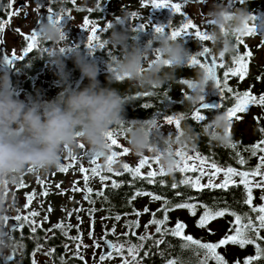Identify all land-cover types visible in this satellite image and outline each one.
<instances>
[{
    "label": "clouds",
    "instance_id": "9594fccd",
    "mask_svg": "<svg viewBox=\"0 0 264 264\" xmlns=\"http://www.w3.org/2000/svg\"><path fill=\"white\" fill-rule=\"evenodd\" d=\"M249 4L250 0H203V6H208L205 22L210 38L197 41L198 47L209 48L217 59L221 54L224 57L235 54L237 37L242 39L248 36L250 29L257 27ZM81 7L87 8L88 0H82ZM152 27L154 37L143 42L141 31L146 28L134 26L127 14L113 19L107 29L111 35L104 40L106 46L110 45L119 54L111 55L108 63V86L99 80V65L69 40L56 19L41 18L36 34L46 45L38 58L47 57L57 69L61 87L58 95L52 100H45L39 94L20 99L12 75L9 72L0 75V258L22 252L21 242L14 237L5 217L11 218L19 211L18 198L10 186L17 184L25 171L47 172L58 167L66 151L78 152L81 145L106 159L112 151L108 134L122 125L129 150L141 158L146 155L158 158V167L169 175L177 171L180 163L176 153L196 148L199 134L187 124V114L209 105L207 93L217 90L216 85L210 83L212 80L205 68L190 67L195 75L187 79L190 86L187 85L184 92L185 118L181 120L180 129L171 134L151 123L152 119L129 121L126 116L128 94L111 86L127 82L142 95H166L161 90L177 83V73L185 62L189 66L194 53L186 46L185 39L174 38L166 31L157 32L160 26ZM69 56L80 69L82 78L88 80L82 88L73 86L71 74L65 70L64 61ZM230 125L227 113L217 112L205 128L213 141L226 145L231 139L227 135Z\"/></svg>",
    "mask_w": 264,
    "mask_h": 264
},
{
    "label": "trees",
    "instance_id": "16d2710c",
    "mask_svg": "<svg viewBox=\"0 0 264 264\" xmlns=\"http://www.w3.org/2000/svg\"><path fill=\"white\" fill-rule=\"evenodd\" d=\"M45 2H49V6H52L54 12L60 14L61 12H65L66 14H70L73 9L83 8V11H78V13L82 14L84 18L96 19L98 21H102L107 18L108 15L112 14L113 17H119L120 15L117 13L118 10L124 8V4L122 0H100L99 5L100 8H93L94 11L89 12L86 8L79 6V2L77 1L75 4L71 2V0H44ZM239 1V0H237ZM258 0H250V2H257ZM12 0H0V21L8 20L9 12H12V7L8 8V4L11 3ZM12 4V3H11ZM190 5L188 3H181V6ZM87 10V12H86ZM69 16L66 15V18ZM185 19H192L193 22L202 30L204 28L201 23L195 20V16H192L185 10H181V13H175L174 10L168 16L166 23L163 25L166 32H171L173 28H179L181 24L185 21ZM62 24L64 22L62 21ZM152 24V23H151ZM134 25V23H133ZM146 30L141 31V39L143 42H147V40L152 39L155 35L154 27H151L149 23L145 24ZM139 28V25H134ZM160 26V25H159ZM209 31V28L206 29ZM260 39H256L257 33L254 35H248L242 40L248 46L247 49L241 45L237 51L240 54H243L245 51H252L253 56L251 61L249 62L248 75L244 78L243 81L239 79V77L229 76L228 83L229 87H232L234 92H243L251 90L254 95H264V59L262 61L258 60V53L261 48L264 47V19L261 21L260 25ZM194 31V30H192ZM102 39H107L110 35V31H101L98 33ZM187 42L186 46L192 51V53H196L200 48L197 44V39L194 37L186 36L184 37ZM46 45L42 44V42L38 43L32 52H30L27 56L24 57L22 61L19 62L21 66H33V67H44L48 65L47 57L38 58L43 55V47ZM80 51L90 60L96 61L101 69L100 81L102 85L108 86V63L110 62L112 52L115 51L119 54L118 50L112 49V47L106 46L105 48H89L88 42L86 39L81 41L79 44ZM48 47L51 48V44H48ZM86 51L93 52L91 55H87ZM236 51V53H237ZM235 53V54H236ZM226 55L223 58V63L225 64V69L228 67H234L232 64V56L235 55ZM24 56V52H23ZM70 59V58H68ZM203 62V61H202ZM220 59H218V63H220ZM71 65L72 63H68ZM75 64V63H73ZM31 70L29 72H33ZM28 72V73H29ZM194 70H192L187 62H185V66L177 73L179 76L178 81L175 85L170 87V89H162L161 93H167V95H155V96H144L135 88H132L130 84L127 82H118L114 83L111 86L118 88L122 94L127 93L129 97H134V99H129V103L126 106V116L129 121L131 120H147V119H157L163 120V117L166 115L179 116L184 115L186 108L184 107L185 95L184 92L187 91V85L182 84L181 81L184 79H188L192 77L194 74ZM219 76L223 83L222 70L219 69ZM34 90V89H33ZM212 94H217V97L220 99L219 105L223 102V107L221 109L212 108L210 111H207V121H194L191 118V113L187 114L186 122L191 125L195 131L199 134L197 146L193 150L201 153L203 156L209 157V162L214 160L221 167H235L238 171H250L256 167L258 164V153L257 157H252L250 152L245 151V149L254 145L258 141L264 139V132H261V129L264 128V106L262 105H252L247 112L238 113L241 117L239 120L233 119L231 123V140L232 142L237 144L235 149H231L226 145L219 144L211 139L210 136L207 135L206 132V124L210 121L217 112L226 113L227 108L233 107L235 105V97L231 93H227L225 91L222 97L220 96L218 90L212 91ZM170 97V99L168 98ZM145 104L152 105L151 108H145ZM251 119L253 134L250 138H248L242 131H237L234 129L235 125L241 121L242 119ZM257 118H259L257 120ZM120 127H116L114 130L119 131ZM172 133L176 132L175 125L171 129ZM169 133V131L167 132ZM118 139H123L126 141V132H121L118 136ZM125 147L128 148L127 142ZM239 152L240 156H242L246 163L244 165H240L238 163V157L236 153ZM151 170L145 167L142 169V173L146 176L147 172ZM264 171V169H262ZM120 175H116L115 172H108L104 175V172L101 171V175L109 177L112 180L111 182V190L109 191L108 187L104 191V193L109 194V196H105L103 200L100 201L101 210L102 205L105 206V214L108 219H114L117 215L122 218H125L124 231L119 235L113 234L111 231L107 233L106 236L110 237L114 243H118L120 241H127L135 244L141 243L138 240L140 235H144L145 233L151 235L152 239L143 241L144 247L140 249V259L141 264H167L169 259H175L177 261H182L184 264H199V261L204 259L203 251L201 250L199 255L196 254L194 249L183 247L184 242L178 238L169 235H165L163 237L165 243L159 246L154 244V240L160 238V234L155 233V225H149L148 228L142 229V225L139 223L138 228L127 227L129 221H135L141 216H144L145 223L149 224V221L152 219V213H156L157 219H163V212L159 211L163 207H168L172 209L168 212L169 220L167 222L166 227L171 229L175 226L177 221L184 222L186 224L185 235H191L194 239H199L203 243H218L222 238L226 235H232L234 232L230 231L232 227V223L234 222V216L230 213L235 212L242 217L251 216L255 221V216L258 213H254L251 211L252 207H259L262 203L259 200V192L258 189L253 188V204L251 206L244 203L246 198V192L242 184H240V177L234 179L236 181L235 185H230L228 189H219V188H205L203 190H196L190 186L183 185L180 181L186 175H192L195 178L199 175L198 172H189V173H181L176 171L174 174H167L164 176H157L155 178V183H148L147 179L144 178H134L131 173L122 170L119 172ZM113 181H115L119 187H113ZM162 181V182H161ZM201 181H205L203 178ZM173 183L177 184L176 188H172L171 185ZM112 192V194H111ZM137 192H146L152 193L153 195H158L162 199L154 200L152 196L142 195L137 196L135 199H132L135 193ZM179 193V195H178ZM165 201H167V205H165ZM178 203H194L197 205L196 215H191L188 209H179L174 206ZM147 207L149 211L144 213V209ZM210 208L213 211L217 210H226V214L224 217H218L215 220L209 221L205 228H200L197 226V221L203 215L205 208ZM134 210L141 213L140 216H136L134 214ZM109 211V212H108ZM112 211V212H111ZM135 216V217H129ZM246 222V220L244 221ZM128 233L124 235V233ZM135 232V235L132 233ZM260 236L264 237V230L260 231ZM257 243L264 248V240H258ZM86 249L79 250V255H77V251L75 250V255L71 260V264H87L84 253ZM148 253L147 256L144 253ZM217 252L224 257L227 264H244V261L248 257H252L256 255L255 245H246L241 248L239 245H223L217 249ZM115 255L113 252L112 257ZM82 256L83 260L79 257ZM208 264H216L214 260H210ZM253 264H264V257L254 260Z\"/></svg>",
    "mask_w": 264,
    "mask_h": 264
},
{
    "label": "snow or ice",
    "instance_id": "6c2138e0",
    "mask_svg": "<svg viewBox=\"0 0 264 264\" xmlns=\"http://www.w3.org/2000/svg\"><path fill=\"white\" fill-rule=\"evenodd\" d=\"M73 4L77 2V0H71ZM145 5L151 4L154 8L160 9V8H171L174 10L175 13H181V4L180 3H174L173 0H144ZM12 4H8V8H11ZM96 8H100V5L97 4ZM78 11H83V8L77 9ZM89 12L94 11L93 8L89 7L87 9ZM47 11L49 13H52L55 16V19L62 22L66 15L70 17V14H66L65 12H61L60 14H57L54 12V9L52 6H47ZM19 11H13L9 12L8 20L6 21H0V43H2V34L5 31V25L10 23L11 17L18 16ZM135 16V13H133ZM51 19V17H50ZM140 26L142 28H146V25L144 23H141ZM85 29H87L90 32L89 39H88V47L89 48H105L106 47V40L102 39L101 36L98 34L100 31H107L108 28L111 27V23H108L106 27L98 26L95 21L89 20L87 17L84 19L83 25ZM194 30V31H192ZM256 28L250 29L247 35H254L256 33ZM19 31V30H17ZM157 32H165V28L163 26L156 28ZM171 36L181 37L184 38L186 36L194 37L198 41H207L210 37L208 35V30L202 31L194 22L192 19H185V21L181 24L179 28H173L170 32ZM28 41L27 47L24 49V56L16 55L15 53L12 54L11 59H8V63H12L13 60H22L25 56H27L32 50L38 46V43L40 42L36 30H32L31 35H27L24 37ZM243 45L245 49L248 48V46L244 43L242 39L237 37L236 46L237 49ZM253 56L252 51L248 50L245 51L243 54H240L238 51L235 55L232 56V64L234 67H228L227 70L225 69V64L223 61V54H221L220 63H217V57L210 54V50L207 47H202L196 54H194L189 61V67H195L199 66L202 68H205L208 73L210 74V78L212 82L216 85V89L218 90L220 96H223L225 91L227 93H231L235 97V105L233 107L227 108V115L229 117V120L233 121V119L239 120L241 117L238 115V113H244L247 112L250 109V106L252 105H262L264 106V95H254L251 90L243 91V92H234L232 87H229L228 78L229 76L232 77H239L241 81L244 80V78L248 75V69H249V62L251 61ZM203 58V62L202 59ZM217 69L222 70V76H223V83L221 81L220 76L217 74ZM182 84H186L190 86V81L187 79H184L181 81ZM144 96H148V94H143ZM167 95V94H166ZM185 95V94H184ZM129 99H134V97H129ZM145 108H151L152 105L145 104ZM218 109H221L223 107V102L216 106ZM212 109L211 105H204L201 108L196 109L191 113V118L194 121H201L206 122L207 117V111H210ZM184 115L179 116H173V115H166L163 117L162 124L164 126H171L175 125L176 131L180 129L181 126V120L184 119ZM259 118H257L258 120ZM151 123L157 125L158 128L160 127L161 122H158L157 119H152ZM231 126V125H230ZM121 132H126L125 128L120 126L119 131L113 130L111 131L108 136L110 140V148L113 149L114 146L120 147L118 144V136ZM261 132H264V128L261 129ZM172 131H169V134H171ZM227 135L231 138V127L227 130ZM227 147L231 149H235L237 147V144L232 142L231 139H229V142L226 144ZM82 149H85L86 147L84 145H81ZM129 149L127 147H123L122 153H117L116 151H111V154L107 156L106 158V167L108 172L113 171V165L117 162V156L118 155H126L129 153ZM245 151L250 152L252 157H257L258 153L260 155L258 156V164L256 167L250 171H238L235 167H221L218 166V164L212 160L209 162V157L202 156L198 151L195 152L194 155H189L187 152H177L176 155L179 157V165L177 171L181 173H189V172H198L199 175H197L195 178L192 176L186 175L180 183L183 185L190 186L198 191L203 190L205 188H219V189H228L230 185H235L236 181L234 180V177H240V184L243 185L245 192H246V198L244 200V203L251 206L253 204V188L261 189L264 188V139L258 141L254 145L250 146L249 148L245 149ZM69 156H71L72 160H75L76 157L72 155V152L69 150ZM236 156L238 157V163L240 165H244L246 163V160L240 156V153L237 152ZM102 157V154L92 153L91 162L92 164L96 165L97 161ZM67 158V157H66ZM191 161V163H189ZM158 166V158H153L151 156H143L139 159L138 165L135 167H130L129 164L125 163L123 164V168L126 172H129L132 174L134 178H144L147 179L148 183H155V178L157 176H164L167 175V173L162 168H153V165ZM71 167V164L67 166H61L60 171L67 172L68 168ZM147 167L148 169H151L147 172L146 176L142 173V169ZM99 169V165L96 167L91 168V173L93 176H99L101 181H104L106 179H109V177L101 175ZM29 172L35 171L34 169H29ZM81 172L87 173L89 170L87 168L81 167ZM220 173H223V180L220 183H216L215 179L219 176ZM116 175H120L119 172L116 173ZM207 176L208 182L206 184L201 183V180ZM259 177V179H256ZM89 177L87 175L84 176L85 184L87 185ZM162 182V181H161ZM39 183H43V181H40ZM18 187H24L23 183H21ZM57 188H59V185H56ZM113 187H119V185L113 181ZM172 188H176L177 184L173 183L171 185ZM74 191H80L79 188L75 187V184L73 185ZM86 191L88 193L92 192V189L90 187L86 188ZM45 196L48 195L47 190L43 193ZM97 195L102 196L103 192H98ZM142 195H148L152 196V199L154 200H161L162 198L158 195H153L152 193H146V192H137L134 194L132 199H135L137 196ZM179 195V193H178ZM35 196V193L28 195L27 197V203L25 204V208L28 207V205L31 204L33 197ZM85 200H89L90 203H94L90 199L88 195L84 196ZM262 201H264V196L260 198ZM167 201H165V205H167ZM175 208L179 209H188L191 213V215H196L197 205L194 203H178L174 206ZM172 209L168 207H163L159 211L163 212V219H157L156 213H152V219L149 221V224L145 225V228H148L149 225H155V233L160 234V238L157 240H154V244L159 246L161 244H164L165 241L163 237L165 235H171L174 237L180 238L184 244L183 247L185 248H192L196 252L197 255H199L200 251H203L204 259L199 261V264H208L210 260H214L216 264H227L226 260L222 255H220L217 252V249L220 248L223 245H239L241 248H243L246 245H255L256 248V255L252 257H248L245 259L244 264H253L254 260H258L262 257H264V248L261 247L259 243H257L258 240H264V237L260 236V231L264 230V204H261L259 207H252L251 211L254 213H258L255 216V221L251 216L242 217L241 215L236 214L235 212L230 213L234 216V222L232 223V227L230 231L234 232L232 235H226L224 238H222L218 243H203L199 239H194L191 235H185V229L186 224L181 221H177L175 226L171 229L167 228V222L169 220L168 212ZM78 211V210H77ZM91 212H95V209H91ZM144 213H147L149 209L145 207L143 210ZM134 214L136 216H140L141 213L134 210ZM226 214V210H217L213 211L210 208H205V211L203 215L199 218L197 221V226L200 228H205L206 225L209 223V221L215 220L218 217H224ZM38 213L36 212H30L29 215L20 216L16 215L14 217H5V219L9 222L10 220L14 223L12 226V231H15L17 227L22 228L23 225H16L15 222L23 220L26 223L35 224L36 222L34 220H29V216H37ZM71 216V213L68 214ZM121 217L117 215L115 217V220L119 221ZM246 220V222H244ZM56 228L61 229V231H64V226L62 224H57L55 226ZM70 227V226H69ZM127 227L129 229L131 228H138L139 227V220L135 221H129L127 224ZM32 231H36V227L32 228ZM113 234H115V228L111 230ZM65 235H67V232H64ZM128 233H124V235H127ZM135 235V232L132 233ZM73 241L79 240L80 237H71ZM152 239L151 235L145 233L144 235H140L138 237V240L141 242L139 244L126 242L127 243V257H123V253L125 250V243H113L111 241L104 240V244L107 245V250L103 255H101L100 260L103 261L105 259H111L113 252L121 255L123 257V264H141L140 257V249L144 247L143 241ZM97 247L99 245H96ZM67 247V246H66ZM81 247L80 243L76 244L77 249V255H79V249ZM39 250V247L38 249ZM54 249H49L48 255H51ZM33 257H35V253L32 254ZM145 256L148 255V253H144ZM80 259L83 260V257L80 256ZM8 260H12L11 256L7 257ZM14 264V261H13ZM32 264H36L35 259H33ZM63 264V261H62ZM167 264H184L182 261H177L175 259H169L167 261ZM237 264H239V261H237Z\"/></svg>",
    "mask_w": 264,
    "mask_h": 264
},
{
    "label": "flooded vegetation",
    "instance_id": "af4514ba",
    "mask_svg": "<svg viewBox=\"0 0 264 264\" xmlns=\"http://www.w3.org/2000/svg\"><path fill=\"white\" fill-rule=\"evenodd\" d=\"M254 15L257 26V36L255 38L260 39L259 29L261 21L264 19V9ZM2 38V43L5 46L4 33L2 34ZM16 38L19 39L18 36ZM5 48L9 55L13 54L8 51L6 46ZM86 54L91 55L93 52L86 51ZM113 54L118 55L115 51L112 52ZM19 56H23V54ZM22 60H13L11 69H7L0 64V75L4 72H9L12 75V81L20 99H26L28 96L36 97L38 94L45 100L54 99L61 91L57 69L48 60V65L40 68L21 66L19 62ZM64 62L66 65L65 70L71 74L73 86H79L81 88L86 86L88 80L82 78L80 69L76 64H73L75 63L74 59L69 56L65 58ZM69 62L72 64L69 65ZM31 70L34 71L29 72ZM118 144L120 147L114 146L112 151L122 153L126 141L123 139L118 140ZM86 150L87 148L81 149L78 152H72V155L76 157L75 160H72L69 152L66 151L58 167H54L47 172L38 170L32 172L25 171L19 177L18 183L10 186L18 198L19 203V211L13 213L12 217L16 215L23 217L29 215L30 212H36L38 215L35 217L29 216V220L36 222L34 225L26 223L23 220L15 222L16 225H23L22 228L17 227L13 231L14 237L21 242L22 252L19 254L14 252L11 255L12 260H8V256L0 258V264H13V261L14 264H32L33 259H35L36 264H62V261L63 264H71L75 250L77 251V243L81 244L79 250L92 249L95 252V249H98L99 246L97 247L96 245H101L99 239L100 218L110 217L109 215L106 216L104 205H102L101 210L100 201L105 196L110 197L104 191L107 187L109 191L112 189V180L106 179V181H101L99 176L92 175L91 168L97 165H99L98 170L101 173V168H104L101 166L105 165L106 159L100 158L97 164L94 165L91 159L87 160L85 158ZM118 156L121 157L120 160L123 163L133 166L138 165L140 158L134 153ZM129 156L132 159L129 160ZM134 159L138 160L135 161ZM69 164H71V167L68 168L67 172L60 171L62 165L67 166ZM81 167L87 168L89 171L87 173L81 172ZM85 175L89 177L87 185L84 180ZM40 181H43V183H39ZM21 183H23L24 187H18ZM74 184L80 191L73 190ZM56 185H59V188ZM87 187L92 189L91 193L86 191ZM46 190L48 192L47 196L43 194ZM98 192H103V195H97ZM33 193H35V196L31 204L25 208L28 195ZM85 195H88L94 203L85 200ZM91 209H95L96 211L91 212ZM69 213H71V216L68 215ZM13 223V221H9L10 225ZM57 224H62L64 231L56 228L55 226ZM33 227H36L35 232L32 231ZM65 231L67 235L64 234ZM71 237H80V239L73 241L70 239ZM104 238L110 237L106 236ZM38 247L39 250H37ZM49 249H54L51 255L47 254ZM33 253H35V257H33Z\"/></svg>",
    "mask_w": 264,
    "mask_h": 264
},
{
    "label": "rangeland",
    "instance_id": "374dc122",
    "mask_svg": "<svg viewBox=\"0 0 264 264\" xmlns=\"http://www.w3.org/2000/svg\"><path fill=\"white\" fill-rule=\"evenodd\" d=\"M77 1L79 2V6H81L82 0H77ZM99 1L100 0H88V7L86 9H88L89 7L94 8L99 3ZM17 2L18 0H12L11 2L12 12L18 10L19 15L11 17L10 23L5 25L4 43L10 53L22 55L28 43V41L24 39V37L27 35H31L30 33L31 27L37 21L41 11L47 8V6H49L50 1L45 2L44 0H27L24 6L18 5ZM236 2H239V1L236 0ZM122 3L124 4V8L121 10H118L117 13L120 16L127 14L131 18L134 25H140L141 23L147 24L149 23V21H151L152 23L150 25L151 27L159 26V25L163 26L166 23L168 16L173 11V9L171 8L156 9L151 4L145 5L144 0H122ZM249 7L253 11V13L256 14L258 11H261L264 9V0H258L257 2H250ZM181 10H185L192 16H195V20L201 23L202 25H204L203 26L204 30L209 28L205 22V14L208 12V6H203V3L190 4L184 7L181 6ZM133 13H135V16L133 15ZM84 19L85 18L83 17L82 14L78 13L76 9H73L70 12V17L64 18L63 20L64 24H62L61 22V26L64 28L65 32L68 35L69 40L74 45H78L81 41H84L85 39L88 42L90 32L84 27H82ZM113 19H114L113 15L110 14L107 16L106 19L102 21H98L94 18L91 19V21H95L98 26L106 27L108 23H111L113 21ZM17 36L19 39L16 38ZM201 48L202 46L200 47V49ZM263 59H264V47L261 48L258 53V60L262 61ZM217 62H218V59H217ZM214 96H217V94H212L211 90H209V92L207 93L206 99L213 98ZM161 121L163 120H159L158 122H161ZM160 127L161 129H163L164 132H168L174 127V125L164 126L161 122ZM234 129H236L237 131H242L244 135L250 138L253 134L251 119L250 118L242 119L235 125ZM118 140H121V139H118ZM129 153H132V152L129 151ZM187 153L189 155H194L195 151H189ZM120 159L121 157L117 156V162L113 165L112 172L117 173V172H121L122 170H124L123 164L125 163H123ZM128 159L130 160L132 158L129 156ZM134 160L137 161L138 159H134ZM189 163H191V161H189ZM129 166L135 167L130 164ZM101 167H104V168H101V171L103 170L104 175H106V173H108L106 162H105V165ZM157 167H158L157 165L155 164L153 165V168H157ZM189 176H192V175H189ZM204 178H205V181H201V183L206 184L208 182V177L205 176ZM236 178H239V177H234V179ZM256 179H259V177H257ZM222 180H223V173H220L219 176L215 179V182L220 183ZM258 192H259V200L261 201L262 204H264V201L260 199L262 196H264V188L258 189ZM129 217H135V216L129 215ZM137 220H139L140 224L144 223L142 225V229H146L145 228L146 223H145L144 216H141V218ZM100 221H101L100 227H99L100 228L99 229L100 242L102 241L104 237H106L107 233L110 232L113 228H115L116 235L117 234L119 235L121 232L124 231L125 226L123 222L125 221V218H122L119 221L117 220L114 221V219H108L107 217L106 218L101 217ZM126 242L127 241L118 242V243H125V250L123 253V257H127L128 255L126 251L127 249ZM95 250L96 251L94 252L92 249H87L86 252L84 253L87 264H123V257L117 253H115V255L111 259H105L101 261L100 260L101 245H99L98 249H95Z\"/></svg>",
    "mask_w": 264,
    "mask_h": 264
},
{
    "label": "water",
    "instance_id": "95a60500",
    "mask_svg": "<svg viewBox=\"0 0 264 264\" xmlns=\"http://www.w3.org/2000/svg\"><path fill=\"white\" fill-rule=\"evenodd\" d=\"M26 1L27 0H18V5L20 6H24L26 4ZM174 3H188V4H200V3H203V0H173ZM56 13V12H55ZM50 17L51 19H55V16L52 14V13H49L47 11V8L43 9L37 19V21L33 24V26L31 27L30 29V33L32 32V30H36L39 22H40V19L42 18L43 20H50ZM13 58L12 55H9L6 51V48L5 46L3 45V43L0 44V64L3 65L5 68L7 69H11V66H12V63H6V60L8 59H11ZM202 61H203V58H201ZM218 63V62H217ZM217 74L219 76V69H217ZM210 83H213V82H210ZM206 102L212 106V108H216V106L219 105L220 103V99L219 97L217 96H214L213 98H210V99H206ZM162 122V121H161ZM92 157V153L87 149L86 150V155H85V158L88 160V159H91ZM103 158V157H101ZM107 240V241H111L113 242L110 238H104L102 239L101 241V255H103L105 253V251L107 250V245L104 244V240Z\"/></svg>",
    "mask_w": 264,
    "mask_h": 264
}]
</instances>
